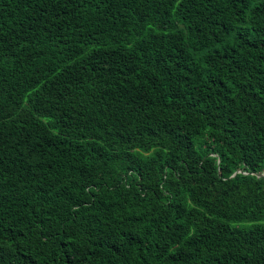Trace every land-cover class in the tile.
Listing matches in <instances>:
<instances>
[{"label":"trees","instance_id":"obj_1","mask_svg":"<svg viewBox=\"0 0 264 264\" xmlns=\"http://www.w3.org/2000/svg\"><path fill=\"white\" fill-rule=\"evenodd\" d=\"M264 0H0V264H264Z\"/></svg>","mask_w":264,"mask_h":264},{"label":"water","instance_id":"obj_2","mask_svg":"<svg viewBox=\"0 0 264 264\" xmlns=\"http://www.w3.org/2000/svg\"><path fill=\"white\" fill-rule=\"evenodd\" d=\"M259 175H264V172L260 173Z\"/></svg>","mask_w":264,"mask_h":264}]
</instances>
